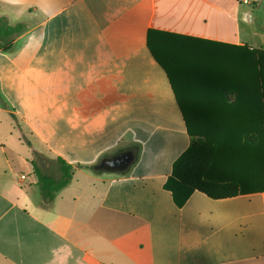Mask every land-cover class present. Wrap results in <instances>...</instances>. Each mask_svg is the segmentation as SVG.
<instances>
[{"label":"crops","instance_id":"1","mask_svg":"<svg viewBox=\"0 0 264 264\" xmlns=\"http://www.w3.org/2000/svg\"><path fill=\"white\" fill-rule=\"evenodd\" d=\"M259 1L0 0L24 26L0 50V264H264V191L179 208L164 188L187 120L259 107L257 87L209 66L257 49L242 26ZM126 152V171L98 168ZM58 159L74 176L46 202L36 170L59 179Z\"/></svg>","mask_w":264,"mask_h":264},{"label":"trees","instance_id":"2","mask_svg":"<svg viewBox=\"0 0 264 264\" xmlns=\"http://www.w3.org/2000/svg\"><path fill=\"white\" fill-rule=\"evenodd\" d=\"M23 30V25L10 26L4 18H0V50H4L11 38ZM151 49L157 62L172 77L173 72L167 63L156 55L152 46ZM212 53L224 54L218 50ZM230 55V58H210V69L215 71L216 77L220 75V85L227 84L229 72L233 77L234 71H237V85H251L261 91V94L255 95L259 107L254 105L251 109L226 108L219 111L225 118L224 121L230 122L228 124L192 125L191 121L187 120L190 146L173 163L172 173L164 185L179 208H182L196 191L214 200L264 191V49L244 47L239 48L237 52H231ZM244 71L247 72L246 78ZM231 81L233 82V78ZM58 161L62 174L59 179L36 170L38 186L46 202H52L56 194L64 189L74 176V167L62 159ZM79 167L91 170L95 168L83 165ZM251 186L257 188H249Z\"/></svg>","mask_w":264,"mask_h":264},{"label":"rangeland","instance_id":"3","mask_svg":"<svg viewBox=\"0 0 264 264\" xmlns=\"http://www.w3.org/2000/svg\"><path fill=\"white\" fill-rule=\"evenodd\" d=\"M257 11H258V14L260 16L259 22L255 23L253 25H248V24L243 25L242 26V33L244 36H247V37L248 36L249 37L254 36L255 40L258 41L259 44L256 45L255 41L252 38L249 39L250 40L249 44L253 45L257 48H260V46H262L261 44H264V38H262V35L264 33V0L259 1ZM54 173L55 172H53V174H51V176H56Z\"/></svg>","mask_w":264,"mask_h":264},{"label":"water","instance_id":"4","mask_svg":"<svg viewBox=\"0 0 264 264\" xmlns=\"http://www.w3.org/2000/svg\"><path fill=\"white\" fill-rule=\"evenodd\" d=\"M133 161V153L126 152L123 154H120L112 159H106L104 160L100 165V170H109V171H118V172H124L128 169L130 164Z\"/></svg>","mask_w":264,"mask_h":264},{"label":"built area","instance_id":"5","mask_svg":"<svg viewBox=\"0 0 264 264\" xmlns=\"http://www.w3.org/2000/svg\"><path fill=\"white\" fill-rule=\"evenodd\" d=\"M243 5H252L258 0H238ZM25 176H22V179H25Z\"/></svg>","mask_w":264,"mask_h":264},{"label":"flooded vegetation","instance_id":"6","mask_svg":"<svg viewBox=\"0 0 264 264\" xmlns=\"http://www.w3.org/2000/svg\"><path fill=\"white\" fill-rule=\"evenodd\" d=\"M110 159H112V158H110Z\"/></svg>","mask_w":264,"mask_h":264}]
</instances>
